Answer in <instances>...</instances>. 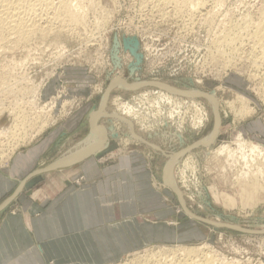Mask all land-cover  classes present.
<instances>
[{
    "label": "rangeland",
    "instance_id": "374dc122",
    "mask_svg": "<svg viewBox=\"0 0 264 264\" xmlns=\"http://www.w3.org/2000/svg\"><path fill=\"white\" fill-rule=\"evenodd\" d=\"M144 1L146 0H99L98 8L101 6L103 9H100L102 11L100 13L108 19L102 22L104 26H101L100 30L103 28L101 31L96 33L95 25H93L94 17L92 13H88L86 17L88 26L87 24H85L87 27L78 26L75 28V30L80 28L76 30L77 32L72 34L65 32L66 34L62 35V33L59 37L51 34L44 41L41 38L30 40L40 46L42 42L46 44L58 42V46L62 44L65 47L60 54H54L49 50L53 46L39 49L35 55L38 58L37 63H32L28 68L36 84L59 81V87L53 85L55 88L53 96H57L63 90L56 98V106L50 110L52 123L41 133L57 125L80 105L86 113L81 131L61 140L53 150L50 159L54 157L57 159L68 146L86 135L88 115L92 109L98 110L101 106L103 92L106 93L114 77H120L129 83L147 82L129 91L110 89V95L115 101L108 102V106L111 110L113 109V115L114 113L120 115L123 106L134 110L135 114H132V117L125 116L129 126L132 127L133 135H127L128 125L119 117V120L116 119L117 115H106L97 125L105 132L104 144L109 143L117 149L116 153L111 155L112 157L122 152L143 155L152 172V186L162 192L169 202L180 210L184 231L195 230V233L194 236L179 243L153 245V248L149 246L132 252L121 262L136 264L135 260L143 258L139 260L143 261L147 252L151 250L154 252L166 246L206 245L205 251L210 249L213 254L224 257L227 262H233L232 264H264V232H262L264 188L260 189L258 185L251 183L255 174H258L260 177L257 181L264 187V165L255 164L257 166H254L244 163L239 153L237 154L239 157L236 155L237 157L234 156L226 162L227 156L219 151V145L222 143L236 149L238 139L252 142L264 150L263 66L259 67V70L253 66L252 60L256 56L251 55L252 47L249 42L241 46L243 48L238 51L239 55L235 57L236 59L234 58V62L229 67L221 63L219 65L216 61V65L215 63L212 65L214 61H211L209 49L212 37L210 34L213 35L215 30L221 27L218 22L226 23L229 19L239 21L247 12L253 16L258 15L257 9L261 1L224 0V9L221 7V11L220 9L216 10L219 12L215 11L217 17L215 16L216 24L213 26L206 23L203 16H199L200 13L204 14L211 9L210 0L205 2V6H201L202 9L198 8L200 11L194 10L196 13L192 12L194 16L191 15V17L189 10L186 11L183 8L184 11L179 10L174 3L178 0H164L167 3L163 0H156L157 3L155 0H151L152 3L150 0L146 1L147 3ZM153 3L156 4L153 6ZM173 5L175 10L179 11L176 12L177 14L172 8ZM171 12L172 15H170ZM185 12H188L189 17L185 15ZM184 17L187 21L183 19ZM92 31H95L96 37L94 34L92 36ZM87 37L91 40L87 41ZM92 41H95L93 45L90 44ZM8 42H5V48H8L7 53L0 54V65L4 63V56L7 54V58L13 55L15 58H24L22 56L26 54V49L19 46L17 47L19 50H15L13 41ZM9 51L11 54L8 53ZM66 76L70 78L71 84L79 82L89 86L91 90L88 89L89 93L86 90L83 93L80 92L78 96L76 94L70 96L64 84ZM157 82L180 89L192 91L195 89L203 93L222 91L226 93V97L232 98L238 95L245 99L252 112L239 117L236 115V110H232L224 101L218 100L219 122L216 126L215 115L203 95L195 97V104H192L190 97L188 99L186 96H178V104L173 106L161 99ZM142 87L147 88L144 97L138 93ZM86 93L88 96L84 95ZM41 99V102H46L49 97L46 99L43 94ZM38 105L42 106V103L39 102ZM7 113L4 111L0 116V127L10 123L12 117ZM121 116L124 117V115ZM215 128L217 129L216 138L214 142H210L205 137ZM246 153H248L247 150ZM172 156H181L171 171L180 188L183 203L178 194L164 184L163 169L166 171L165 165ZM185 161L194 165V168L188 169ZM227 196L231 198L230 202L225 200ZM183 204L198 218L187 215L188 211ZM217 221H223L227 225H220Z\"/></svg>",
    "mask_w": 264,
    "mask_h": 264
},
{
    "label": "crops",
    "instance_id": "0c3cea01",
    "mask_svg": "<svg viewBox=\"0 0 264 264\" xmlns=\"http://www.w3.org/2000/svg\"><path fill=\"white\" fill-rule=\"evenodd\" d=\"M69 79L70 96L91 90ZM53 85L59 81L42 89L48 101ZM85 115L80 105L0 164V264H118L132 252L194 236L182 228L180 210L152 186L142 154L112 157L117 149L103 139L88 157L48 167L56 145L81 131ZM70 146L55 160L71 159L74 149L64 154Z\"/></svg>",
    "mask_w": 264,
    "mask_h": 264
},
{
    "label": "bare ground",
    "instance_id": "6f19581e",
    "mask_svg": "<svg viewBox=\"0 0 264 264\" xmlns=\"http://www.w3.org/2000/svg\"><path fill=\"white\" fill-rule=\"evenodd\" d=\"M98 1L97 0H0V54H3V53L5 54V52L7 53L8 48H5L6 47L5 42L7 43L8 41H13V46L16 47L15 50L18 49L19 46L26 49V54L24 56L20 55L24 58H21V57L15 58L14 55L10 58H7V55H8L7 54L6 56H4V63L3 64L1 63L2 65H0L1 67L0 68V116L2 115L4 111H7L8 112L7 114L12 117L9 124H7L6 126L0 127V164L4 163L19 146H21L23 143L24 145H26L29 142H31V140H33L38 135H40V133L52 123V119H50L51 118L50 110H52V108L56 106L55 105L56 98L59 97L60 93L63 91L62 90L57 96L50 98L51 99L50 101L41 102L42 89L45 86V83L40 82L39 84H36L33 81V77L30 75V72H28V68L30 67L32 63H37L36 60L38 58L35 55L37 54V51H39V49H45L46 47L53 46L54 48L51 47L49 48V50H51L54 54H60L62 51H64L65 47L62 44L58 46V42H47L49 44L42 42L40 46V45L34 44L30 40L34 41V38L35 39L41 38L44 41L45 38H47L51 34L57 35L58 37L62 33H63L62 35H64L65 32L66 33L71 32L72 34L76 30L78 31L80 29L79 28L75 30V28H77L78 26L82 25L84 27L86 26L85 24H87L88 26V23H86V17L88 13H92L94 17L95 23L93 25H95V28L94 26L93 28L96 31V33L101 31L103 29L102 28L100 30L101 26L103 25L102 22L106 18L102 15V13H100V11L103 9H101V6L100 8H98V5H99ZM210 1L212 3V5H210L211 9L210 10L208 9L209 11L207 10L206 13L204 14L200 13L199 16H203V19L205 20V22L213 26L214 24H216L215 14L217 13H215V11L219 10L221 7L224 9L223 7L224 0H210ZM256 1H259V0H256ZM260 1H261V5L259 9L256 8L258 11V13L256 12L258 14V15H255L256 17L253 16L251 13L247 12V13H244V16L240 18L239 21H236V19L235 20L229 19L226 22L227 24L225 22L224 23L218 22L221 25V27L218 30H215L216 32H214L213 35L210 34V36H212L210 38L211 40L209 43L210 44L209 49L211 50V58H212V60L211 59L210 60L214 61L212 65L216 61L218 64L221 63V65L229 67V65L234 62V58L237 55H239L238 51H241V49L243 48L241 46L246 45L248 44L247 42H249L251 43V47H252L251 52L253 53V54L251 53V55H253L254 57L256 56L255 58L252 56L254 58L252 60L253 66L258 68V70H259V67L261 68V66H263L262 68L264 70V0H260ZM205 2H209V0L208 1L206 0H180L179 1L178 0L177 2L174 1V3H176V6L179 8V10L182 8L185 9L186 11L189 10L191 12L189 13L190 17L191 15L194 16V13H196L194 12V10H197L198 8L202 9L201 6H205L206 4ZM156 3H153V6ZM172 8H174V5ZM183 9L182 11H184ZM173 10L175 11V13L179 12L175 10V8ZM221 10L222 9H220L219 11ZM219 11H216V12H219ZM192 12L194 13L192 14ZM187 13L185 15H187ZM170 15H172V12L170 13ZM181 16H184V14L183 15L181 14ZM224 16H222V18ZM185 17L183 18L184 20H186ZM187 17L189 16L187 15ZM163 18L164 17H162V19ZM193 18H191L192 21H193ZM187 19L189 20V18ZM106 20L108 21V19ZM94 32L92 31V36L93 34L95 36ZM88 39L89 41L91 40L90 38L87 37L86 40L88 41ZM94 42L92 41V43L90 42V44L93 45ZM32 44H34V46H32ZM10 46L12 45L10 44ZM246 52L247 51H245V53ZM8 53H10V51ZM240 53L242 54V52ZM214 65H216V63ZM145 83L147 82L138 83V84L131 83V82L129 83L126 80L121 79L120 77H114L111 80V84L108 87L106 93L105 91L103 92V95L101 98L103 99V102L101 106H99L98 110L92 109L88 115L87 134L80 141L72 144L68 148V150L64 153L65 155H67L71 150L74 149L75 150V154H73L74 156L72 155L73 157L69 160H66L64 164L60 163L61 160L63 162L65 161V157L63 156V158L54 160L51 163L52 165L48 167L50 169H54V168H60L62 166L64 167L70 166L78 162L81 158H86L92 152H94L93 150L96 149L97 141L99 140V143H100L101 140L105 139V132L101 128H97L98 122L101 120V118H104L106 115H109V114L113 115V109L111 110V108L108 106V102L115 101L112 99L110 95V91L112 89H120L124 91H129ZM157 83L158 84L156 85H158L157 87H159L160 89L159 93L162 96L161 99L168 101L169 104L173 106H176V104H178L177 103L178 96H186L188 99L190 97L192 104H195V101H196L195 97L199 95H203L205 99L207 100L208 105H210L211 110L213 111V114L215 115L216 126L218 125V122H219L218 100L224 101L225 103L228 104V106L232 110L234 111L236 110L235 111L237 113L236 115L239 117H244L245 115L250 114L252 112V109L250 108V106L246 104V102L244 101L245 99L238 95L232 98V97H226L225 96L226 93H223L222 91L220 93H216V91L210 92V93H203L195 89L194 91H192V90L176 88L174 86L161 83V82H157ZM146 89H147L146 87L144 88L142 87L141 89H139L138 91L139 95L144 97L146 95L145 93ZM6 101H8V103H6ZM39 102L42 103V106L38 105ZM133 111L134 110L131 107L127 109L126 107L123 106V110L122 112H120L121 113L120 115H117L118 113H114L115 116L117 115L115 117L116 119H118L119 117L120 120L122 119L123 122H125L126 125H128L127 126L128 128H126V126L125 128L127 129L126 133L129 136L133 135L134 132L131 130L132 127L129 126L130 124L127 121L128 119L125 118V116H131L132 114H135L133 113ZM121 115H124V117H122ZM198 120H201V119L198 118ZM216 132H217V129L215 128L205 138H208L210 142H214V138H216L215 137ZM197 144L199 143L197 142ZM236 144H237L236 149L230 148L231 146L226 143L224 144L222 143L219 145V151L223 153L225 156H227L226 162H229L232 158H234V156H236L239 153L240 157L242 158L241 160H243L244 163H249L254 166L264 165V150L261 149L259 145L253 144L252 142H249V141L246 142L243 139H238ZM246 150L248 153H246ZM237 156L239 157V155ZM180 157L179 156L171 157V159L168 161L169 163L167 162L165 165V167L166 166L167 167H166V171L164 175H165L166 182L176 191V193L179 195L180 200H181L182 194L179 191L180 188H178L177 182L175 181L173 177L174 175L171 171V169L173 168V165L179 161ZM187 160H189V158ZM185 162H186L185 166H187L188 169L192 170L194 168L193 167L194 165L192 166V164L188 163V161H185ZM249 166L250 165H248V167ZM182 171L184 172V169H182ZM259 174H261V172H259ZM262 176L263 175H261V177ZM258 177H260V175L258 176V174H255L253 181H251V183L253 185L255 184L258 185V188L262 189L264 187L260 185L259 181H257ZM225 200L230 202L231 198L227 196L225 197ZM183 206L185 205L183 204ZM184 208L187 209L186 206ZM187 211H188L187 215H189L190 217L198 218L195 216L194 212H191L188 209ZM217 222L220 223V225L221 224L227 225V223L223 221H217ZM214 223L216 224V221ZM262 232H264V229L262 230ZM205 248H207L206 245H202L198 247L185 246V245H171V246L160 248L159 250L154 251V252L151 250L150 252H147L146 255L144 254L145 259L143 261H139L143 259L142 257H141L142 259L135 260V261H136V264H232L233 263V262L232 263L227 262V260H225L224 257H220V256L218 257L217 254H213L212 253L213 251H211L210 249L208 250L206 249L205 251L204 250ZM49 264H54V263L50 262ZM118 264H124V262H120Z\"/></svg>",
    "mask_w": 264,
    "mask_h": 264
}]
</instances>
